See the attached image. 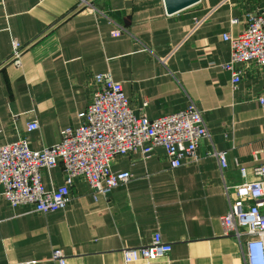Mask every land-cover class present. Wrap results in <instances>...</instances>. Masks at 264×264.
Returning a JSON list of instances; mask_svg holds the SVG:
<instances>
[{
    "label": "crops",
    "instance_id": "crops-1",
    "mask_svg": "<svg viewBox=\"0 0 264 264\" xmlns=\"http://www.w3.org/2000/svg\"><path fill=\"white\" fill-rule=\"evenodd\" d=\"M261 5L197 0L166 13L162 0H0V144L25 137L31 148L58 142L88 103L92 74L105 70L121 82L135 113L156 117L190 98L208 130L195 157L177 166L159 145L147 156L115 155L110 164L129 171L126 181L93 197L88 182L75 177L69 202L55 210L12 205L0 184V264H58L50 258L56 247L64 264H122L121 247L147 242L155 229L171 248L148 264H249L236 240L222 233L220 215L224 184L242 179L236 161L247 180L262 161L264 101L257 96L264 67L237 61L241 75L232 88L221 65L229 59L221 33L236 35ZM117 25L125 30L111 34ZM13 40L23 46L21 65L9 58ZM31 120L38 127L29 130ZM213 148L226 151L221 172ZM62 177L59 161L43 168L41 180L51 188Z\"/></svg>",
    "mask_w": 264,
    "mask_h": 264
},
{
    "label": "built area",
    "instance_id": "built-area-1",
    "mask_svg": "<svg viewBox=\"0 0 264 264\" xmlns=\"http://www.w3.org/2000/svg\"><path fill=\"white\" fill-rule=\"evenodd\" d=\"M231 22L235 18L230 19ZM243 28L231 35L222 32L228 40L229 59L221 63L231 73V87L240 78L237 61H252L264 67V5L247 13ZM125 30L116 26L110 32ZM10 60L21 65L23 46L13 40ZM94 87L88 103L78 112V122L61 129L58 142L31 148L27 138L0 144V184L2 194L10 204L27 203L31 209L47 212L64 207L70 200V189L75 177L88 182L91 194H106L109 189L130 177L127 169H114L111 160L115 155L138 151L147 156L154 145L163 148L168 163L177 166L185 158H194L195 149L202 137L208 135L207 126L194 101L172 112L149 118L135 113L122 92L121 82L108 70L92 74ZM264 101V89L257 96ZM38 127L36 120L28 121L29 130ZM225 149H211L221 169L226 165ZM262 161L251 167L253 177L244 179V167L236 161L241 180L224 184L226 207L220 215L222 233L232 236L245 251L249 264H264V149ZM253 158L256 155L253 154ZM63 168L62 183L46 188L42 183L43 168L57 162ZM231 192V193H230ZM171 248L155 229L147 242L120 249L121 263H145L165 256ZM50 258L58 264L65 263L62 249L53 248ZM15 264H36L23 259Z\"/></svg>",
    "mask_w": 264,
    "mask_h": 264
},
{
    "label": "water",
    "instance_id": "water-1",
    "mask_svg": "<svg viewBox=\"0 0 264 264\" xmlns=\"http://www.w3.org/2000/svg\"><path fill=\"white\" fill-rule=\"evenodd\" d=\"M166 13L174 12L186 7L197 0H162Z\"/></svg>",
    "mask_w": 264,
    "mask_h": 264
}]
</instances>
